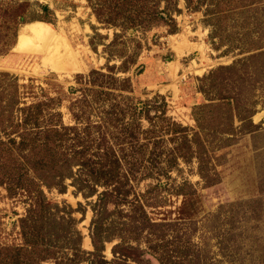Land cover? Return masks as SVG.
Wrapping results in <instances>:
<instances>
[{
	"label": "rangeland",
	"instance_id": "obj_1",
	"mask_svg": "<svg viewBox=\"0 0 264 264\" xmlns=\"http://www.w3.org/2000/svg\"><path fill=\"white\" fill-rule=\"evenodd\" d=\"M15 5L22 6L26 22L15 29L0 18V73L14 80L12 91L16 89L15 82L18 84L24 104L60 101L57 106L64 122L73 124L69 107L80 99L82 89L90 87L92 70L108 73V45L116 30L98 20L88 0H0V8ZM179 9L181 12L174 14L176 32L164 24L146 33L124 32L129 55L134 41L143 44L135 63L128 64V71L118 73L132 86L131 92L124 95L130 96L135 105L162 97L168 104V116L190 129H197L195 108L210 104V99H231L233 105L227 111L203 114L208 129L198 133L205 145V151L201 150L205 158L203 169L198 159H181L166 178L164 172L149 165L150 149L140 147L146 143L142 136L137 148L126 153H135L130 160L143 162L136 166L138 172L131 178L133 189L129 197L138 196L148 218L166 225L162 229L166 247L162 250L170 256L168 264H264V48L242 51V37H237L249 28L252 16L263 17L264 11L260 15L243 11L236 20L221 21L220 32L212 35L213 27L203 11L187 9L183 0H179ZM35 22L49 27L42 28L38 36L24 31ZM22 31L26 40L16 49ZM257 36H264L263 23L250 29L248 37H243L244 43L253 45ZM115 51L125 52L121 46ZM114 58L111 66L122 65L121 59ZM89 93L94 95L93 90ZM99 106L97 103L94 109ZM219 115L234 120V131L221 138L212 133L213 122ZM141 122L143 129L149 128L146 121ZM224 124L229 129V121ZM149 145L161 150L172 147L168 141ZM161 150H156L157 154ZM161 161L165 162L164 156ZM123 168L127 170L129 166L125 164ZM67 185L64 192L45 189L46 196L52 204H67L75 210L82 209V204L86 213L78 210L74 217L83 236V249L93 251L90 227L94 217L92 206L98 195L85 199L71 181ZM153 186L156 188L152 189ZM103 190L100 187L99 193ZM27 201L26 195L20 193L10 197L0 185L1 248L25 245L20 219L26 214ZM132 208L134 205L129 204L120 208L109 206V227L112 226L114 238L106 243L104 255L107 260L113 259L112 248L121 242L122 235L124 242L145 252L143 264H160L150 248L157 242L155 236L144 234L134 240L128 228L122 232L118 211L130 213ZM160 230L161 227L155 229L158 234ZM86 238L89 246H84ZM23 254L34 264H55L53 260L40 262L43 255L39 253Z\"/></svg>",
	"mask_w": 264,
	"mask_h": 264
},
{
	"label": "trees",
	"instance_id": "obj_2",
	"mask_svg": "<svg viewBox=\"0 0 264 264\" xmlns=\"http://www.w3.org/2000/svg\"><path fill=\"white\" fill-rule=\"evenodd\" d=\"M183 1L187 9L203 11L206 21L213 27L212 35L220 32L221 21L236 20L237 15L243 11L258 13L257 15L264 11L262 0ZM88 2L98 20L116 31L108 45V73L92 70L88 80L90 87L82 89L80 99L72 102L69 107L73 124L64 122L63 115L58 110L60 101L48 99L44 103L24 104L18 84L15 82L16 89L12 91L14 80L8 74L0 73V135L4 136L0 137V185L5 187L10 197L20 193L26 195L28 200L26 214L20 219L25 245L6 249L0 247V264H34L25 259L23 253H39L43 255L40 262L53 260L55 264H131L130 261L143 264L145 252L124 242L122 235L119 237L121 242L112 248L113 259L107 260L104 255L106 243L114 238L111 235L112 226L109 227V206L120 208L124 204L134 205V209L130 213L119 209L122 232L128 228L134 240L144 234L155 236L156 247H150L154 250L153 255L157 256L160 264H168L170 256L162 250L166 247V235L162 231L166 225L154 223L148 218L138 196L135 195L132 199L129 197L133 189L131 178L138 172L136 166L143 162L130 160L135 153L131 156L126 153L129 149L137 148L141 137L145 136L146 143L140 147L150 149L147 157L149 165L164 172L166 178L181 159L185 162L198 159L203 169L205 158L201 150L205 151V145L198 134L208 131L203 114L227 111L233 105L231 99L213 98L210 99V104L195 108L193 117L197 122V129H190L173 121L168 116L166 100L160 96L135 105L130 96L124 95L131 92L130 81L121 79L118 73L128 71V64L135 63L143 44L134 41V50L129 55L128 42L123 41L124 32L132 30L146 33L159 24L169 26L170 31L176 32L178 29L174 14L181 12L179 0ZM24 14L21 5L0 8V18L11 23L15 29L26 22ZM250 19L256 24L250 23L243 35H237L242 37V51L264 48V36H260L263 39L257 36L253 45L247 46L244 43L243 37H248L250 29L254 30L264 24V16H252ZM118 29L122 32H117ZM119 46L125 50L122 54H116L115 50ZM114 57L121 59L122 65L111 66L110 61ZM90 90H93V96H90ZM97 103L100 106L94 109ZM93 118L97 120L94 121ZM223 119L224 122L229 121V129H226ZM142 120L149 124L148 129H143ZM213 124L214 137L221 138L234 131V120L230 116L219 115ZM166 136L168 138L164 139ZM165 141L172 144L169 150L151 148L149 145ZM156 150L161 152L157 154ZM163 156L165 162L162 163ZM164 163L165 166L162 167ZM125 164L129 166L127 170L123 168ZM68 181L85 199L98 195L97 202L92 206L94 217L90 227L93 251L83 249V236L78 229V220L74 217L78 210L86 213L82 204V209L75 210L67 204H52L46 196L45 189L66 191ZM100 187L104 190L99 193ZM124 218L129 220L125 221ZM123 226L125 229H122ZM157 227H161V234L155 231ZM242 241L244 238L240 240ZM240 262L243 263V259Z\"/></svg>",
	"mask_w": 264,
	"mask_h": 264
},
{
	"label": "bare ground",
	"instance_id": "obj_3",
	"mask_svg": "<svg viewBox=\"0 0 264 264\" xmlns=\"http://www.w3.org/2000/svg\"><path fill=\"white\" fill-rule=\"evenodd\" d=\"M48 25L44 24V23H41V22H35V23H32V24H29L26 26V28L24 29V31L26 30H30L33 34H37V36L39 35L40 31L42 30V28H44L45 30L48 29ZM24 31H22V33L20 34L19 36V39H18V44L16 46V49H20L21 45L23 44V42H25L26 38H25V33ZM32 47V46H31ZM25 48V47H24ZM28 48V47H27ZM26 49V48H25ZM23 50V48H22ZM84 234H86L84 232ZM89 239L86 238L85 242H84V246L88 245L89 244ZM89 246V245H88Z\"/></svg>",
	"mask_w": 264,
	"mask_h": 264
}]
</instances>
